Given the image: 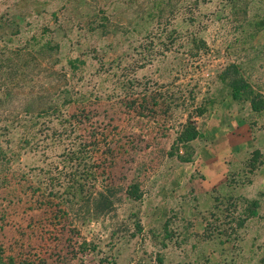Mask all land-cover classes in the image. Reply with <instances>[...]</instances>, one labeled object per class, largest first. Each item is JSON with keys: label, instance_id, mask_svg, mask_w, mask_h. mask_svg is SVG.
I'll return each instance as SVG.
<instances>
[{"label": "rangeland", "instance_id": "1", "mask_svg": "<svg viewBox=\"0 0 264 264\" xmlns=\"http://www.w3.org/2000/svg\"><path fill=\"white\" fill-rule=\"evenodd\" d=\"M0 264H264V0H0Z\"/></svg>", "mask_w": 264, "mask_h": 264}, {"label": "crops", "instance_id": "2", "mask_svg": "<svg viewBox=\"0 0 264 264\" xmlns=\"http://www.w3.org/2000/svg\"><path fill=\"white\" fill-rule=\"evenodd\" d=\"M228 136L229 134L226 131L224 137L222 136L219 140V142L223 145V150L221 153H215L214 155L208 156L206 150H200V157H204L202 155L210 157L207 160H198L201 161V167L199 166L198 171L203 181L205 180L211 183H220L221 181H223L227 174V166L236 163V159L239 158L238 151H242L244 147L249 148V144L240 146L238 140L234 135L232 139H229L230 136ZM233 140L237 142H234Z\"/></svg>", "mask_w": 264, "mask_h": 264}, {"label": "trees", "instance_id": "3", "mask_svg": "<svg viewBox=\"0 0 264 264\" xmlns=\"http://www.w3.org/2000/svg\"><path fill=\"white\" fill-rule=\"evenodd\" d=\"M186 135H187L186 140H190V139L196 138L198 135V132L195 129H192V133L190 134L189 132H187Z\"/></svg>", "mask_w": 264, "mask_h": 264}]
</instances>
